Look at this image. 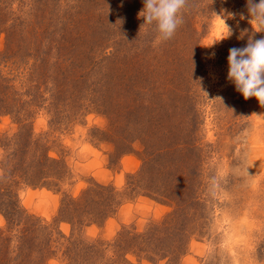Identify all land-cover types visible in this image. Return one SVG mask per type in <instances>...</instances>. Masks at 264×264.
Wrapping results in <instances>:
<instances>
[{
	"label": "rangeland",
	"instance_id": "374dc122",
	"mask_svg": "<svg viewBox=\"0 0 264 264\" xmlns=\"http://www.w3.org/2000/svg\"><path fill=\"white\" fill-rule=\"evenodd\" d=\"M143 7L0 0V264H264V107L227 59L264 33L189 0L161 41Z\"/></svg>",
	"mask_w": 264,
	"mask_h": 264
},
{
	"label": "clouds",
	"instance_id": "9594fccd",
	"mask_svg": "<svg viewBox=\"0 0 264 264\" xmlns=\"http://www.w3.org/2000/svg\"><path fill=\"white\" fill-rule=\"evenodd\" d=\"M143 2L144 7L138 14L145 21L141 28L154 25L161 41L172 39L177 29L184 23L183 13L189 0H143ZM247 10L250 16L249 23L254 32L264 33V0H259L258 3L256 0H247ZM225 11L222 10L220 14L212 11L213 40L205 47H212L233 34L226 20L233 18L234 14L225 15ZM227 59L228 80L234 83L236 91L241 93L245 100L255 97L260 106L264 107V38L250 37L245 47L229 49Z\"/></svg>",
	"mask_w": 264,
	"mask_h": 264
},
{
	"label": "trees",
	"instance_id": "16d2710c",
	"mask_svg": "<svg viewBox=\"0 0 264 264\" xmlns=\"http://www.w3.org/2000/svg\"><path fill=\"white\" fill-rule=\"evenodd\" d=\"M47 160V159H46ZM16 201V204L15 205H19L18 203H17V200H14V202ZM19 209V208H18ZM20 210V209H19ZM4 214H5V216H6V218H7V220L9 221V222H11V220H12V218H11V215L9 214V213H6V212H3Z\"/></svg>",
	"mask_w": 264,
	"mask_h": 264
}]
</instances>
